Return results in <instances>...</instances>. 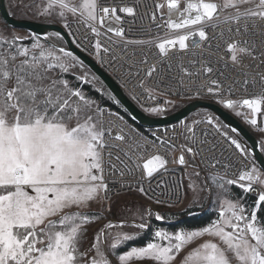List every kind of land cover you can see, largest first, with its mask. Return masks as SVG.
<instances>
[{"label": "snow or ice", "instance_id": "6c2138e0", "mask_svg": "<svg viewBox=\"0 0 264 264\" xmlns=\"http://www.w3.org/2000/svg\"><path fill=\"white\" fill-rule=\"evenodd\" d=\"M154 7L150 16L153 23L158 13L163 19L162 10L167 9L163 25L167 31L163 36L133 40L125 37L123 27L113 28L105 21L123 23L118 12L135 17V6H100L98 0H39L35 5L36 15L54 18L69 30V35H72L71 16L94 37L107 36L114 46L122 44L124 51L129 45L155 47L161 60L167 59L171 49L191 52L196 58L199 54L193 49L211 51L208 29L215 31L224 26L226 30L216 39L227 37L225 42L231 62L242 67V57L256 59L254 44L249 47L247 40L233 37L255 35V29L264 25V0H157ZM173 14L176 19H172ZM260 35L264 42V27ZM51 37L64 39L55 32L44 37L42 43L38 34L25 37L0 31V264H112V256L117 264H175L177 255L186 249L181 264H264V217L258 215L264 212V168L256 163L258 157L238 138L237 129L231 128L237 137L229 136L214 116H208L206 122L217 127L234 151L247 162L237 179L220 177L222 182L214 181L220 193L217 218L194 229L156 230L144 246H131L124 253H118L119 246L149 229L145 217L150 218L153 213L141 211L137 214L138 223L135 217L131 224L108 222L97 232L91 247L81 251L86 226L100 218L89 216L83 210L93 202L108 199L105 152L108 150L111 160L110 149L114 146L107 143L106 137L127 145L138 159L142 157L137 149L143 145L133 143L134 138L123 128L114 134L105 126L104 112L96 102L61 78L63 74L78 70L76 78L83 83L97 79L72 51L63 46H49L47 41ZM25 40L29 43L25 44ZM73 43L80 47L75 39ZM92 48L101 64L105 54L111 55V50L99 39ZM141 63L146 64L147 58ZM168 67L171 70V65ZM202 70L205 76L213 72L207 63ZM181 71L188 77L194 75L185 68ZM154 73H158L155 64L146 69L145 76L151 78ZM242 74L247 90L249 73ZM258 78L264 86V74H259ZM256 80L257 76L253 75V88ZM211 84L214 87L207 91L218 97L217 103L243 116L248 125L264 133V119L258 126L257 118H264V87L252 97L233 100L220 93L222 85L217 80H212ZM140 87H144L143 82ZM148 92L151 98L152 90ZM168 103L171 101H166L165 106ZM242 109L249 111L242 112ZM164 110L160 106L145 108L146 112L157 115ZM188 131L192 132L194 142V130L188 128ZM157 140L163 147L165 142L159 137ZM259 144L264 150V138ZM119 151L127 161L121 160L119 155L115 157L123 165L121 177L133 171L128 163L137 169L141 167L135 164L128 151ZM186 151L196 154L191 146ZM167 163L166 158L157 153L142 164V170L150 180ZM178 163H185L183 154ZM216 163H212V167ZM109 169L114 172L116 165L110 164ZM225 185H236L244 193L257 192V199L252 205H246L242 197L233 199L228 195ZM138 190L145 193L142 186ZM155 219L161 221L164 216L156 214ZM125 227L139 231L125 232ZM197 241L202 242L192 247Z\"/></svg>", "mask_w": 264, "mask_h": 264}, {"label": "built area", "instance_id": "2783aa9c", "mask_svg": "<svg viewBox=\"0 0 264 264\" xmlns=\"http://www.w3.org/2000/svg\"><path fill=\"white\" fill-rule=\"evenodd\" d=\"M156 2L157 0H98L100 6H135V17H127L124 13L118 12L123 18V23L114 20L105 21L106 25H110L113 28L123 27L125 29V37L133 40L147 39L149 37H157L158 35L163 36L167 31L166 27L163 26L167 20L166 8L162 10L163 19L160 18L159 13L157 14L155 23L150 19L151 14L155 11L154 6ZM160 2H165V0H160ZM176 18L177 16L173 14L172 19ZM69 23L72 32L70 37L72 41L75 39L80 45V47H77V44L74 43L75 46L94 59L143 111H145V108L154 106L167 108L165 106L166 101H171V103H168L169 105L203 101L223 107L217 103L218 97L210 95L207 91L209 87H214L211 84L212 80H217L222 85L219 89L222 95L233 100L252 97L259 94L262 91V87H264L258 78L259 74H264V63L261 62L264 60V42H262L260 35L261 27H264V25L255 29V35L233 37V39L241 41L247 40L249 47L253 44L255 45L254 54L256 59L248 56L242 57L243 66L241 67L234 65L230 60V54L227 52V44L225 42L227 37L216 39L221 31L226 30L224 26L217 28L215 31L211 28L208 29L209 40L212 44L211 51H205L203 48L193 49L194 52L199 54L198 58H196L192 56L191 52H178L175 49H171L167 59L161 60L158 57V49L155 47L129 45L127 51H124L122 44L114 46L107 39V36L94 37L77 20L70 21ZM158 24L161 27L157 28ZM65 30L69 31L68 29ZM107 35H111V33ZM51 39L55 42L59 41L55 37H51ZM96 39H99L105 47L111 50V55L105 54L103 56L102 64L93 54L92 45ZM189 44H191V41H189ZM113 56L115 59H113ZM145 57L147 58V63L142 64L141 61ZM205 63L213 68V72L207 76H205L202 70ZM154 64L158 69V73H154L151 78H147L145 71ZM169 65H171V70H169ZM181 68L187 69L194 75L191 77L185 76ZM137 72H139L138 76L135 75ZM243 72L249 73L247 77L249 81L247 90L243 86L245 80ZM196 73H199V75H196ZM253 75L257 76L254 88L252 86ZM141 82H143L144 87H140ZM148 90H152L151 98H149ZM229 90H231L230 96ZM100 109L104 112L103 120L105 126L110 128L114 134L118 133L120 128H123L126 134L134 138L133 143L138 142L140 145H143V147L137 149L138 155L142 157V159H138L137 155L133 154L127 145L120 144V142L115 141L112 137H106L107 143L114 146L110 149L112 152L111 160H109L107 155L108 150L105 152V182L109 187V192L107 193L108 199H105L106 201L123 192L135 191L141 193L138 188L142 186L146 194H141L152 202L150 210L156 215L158 214L156 206H175L182 202L183 187L181 171L183 169L194 170L206 178L219 181L220 177L224 179H237L240 171L246 166L247 162L234 151L225 137L221 135V132L217 131V127L208 124L206 119H198L190 126L195 132V141L193 142L191 139L192 132L187 131L188 128L185 127L186 123L178 122L162 127L150 128V132H137V130H134L132 122L125 120V116L119 114L118 111L112 109L110 106L104 105ZM228 111L230 112V110ZM234 116L239 119L236 115ZM257 118L259 126L264 118L260 116ZM240 121L244 124L242 120ZM186 132H188L187 135ZM157 137L165 142L163 147L160 145ZM189 146L195 149L197 162L194 164L191 163L192 153L186 151V148ZM119 149L128 151L135 164L141 167L137 169L134 164L128 163V167L132 168L133 171L131 174L125 172V175L121 177L120 171L123 170V165L115 157L119 155L120 159L125 161L126 158ZM209 149L214 150L210 151ZM157 153L164 156L168 163L164 169L155 173L149 180L142 170V164ZM181 154L184 155L185 159L183 165L178 163ZM217 161L219 163H216ZM212 163H216V166L212 167ZM110 164L116 165L114 172L109 169ZM225 187L234 199L239 198L238 192L231 191V186L225 185ZM254 187L258 188L259 186ZM248 194L257 198V192H249ZM157 201L160 202L158 203ZM154 230H156V226L151 231L154 232Z\"/></svg>", "mask_w": 264, "mask_h": 264}, {"label": "rangeland", "instance_id": "374dc122", "mask_svg": "<svg viewBox=\"0 0 264 264\" xmlns=\"http://www.w3.org/2000/svg\"><path fill=\"white\" fill-rule=\"evenodd\" d=\"M37 3H39V0H7V5H8V8H9L11 14L13 11V13L17 17L14 16L13 14L12 15L18 19H27V20H31L34 22L45 23V24L62 25V23L57 22V20H55L52 17H42L39 15H36L35 5ZM73 20H75V19L72 18L71 16H69V22L73 21ZM0 31H2L6 34H10V33L14 32L15 34L20 35V36H25V37L28 36L27 32L24 30H19V29H12L11 30L10 27H8V25H6V23L2 22L1 16H0ZM56 42L60 45L63 44V42L61 40L56 41ZM88 71L90 74L92 73L89 69H88ZM54 75H56V74H54ZM68 82H69L70 87L77 88V87H74L73 85H71L69 80H68ZM92 84L97 86L98 89H100L101 91H104V88L100 84V80L98 78L94 82H92ZM80 90H82V89H80ZM82 91L86 97H88L89 99L94 100L96 102V106L101 107V104L97 101V99H95L91 95H88V93L85 90H82ZM176 106H177V104H175V105L172 104L171 107H169V109H172V108L174 109ZM201 111H203V110H201ZM241 111L247 112L249 110L242 109ZM165 112L163 111L159 115H157V114H152V115L153 116H163V115H166ZM230 112L235 115V113L233 111L230 110ZM204 117L205 116L201 113L197 114L195 117H193L190 120L189 123L187 121V123H186L187 128H190V126L195 121H197L198 119H202ZM237 117L244 122L246 127H248L258 137L259 140L264 138V133H261V132L257 131L256 128H253L252 126L248 125L245 122L243 116H237ZM189 119H190V117H189ZM187 133L188 132H186V135H187ZM233 137H235V136L233 135ZM263 152H264V150H263ZM191 163L194 164L193 161H191ZM181 178H182V187H183L182 202L178 205H175V206H161V205L156 206L155 208H156V212L158 214L164 216L163 213H178L181 211H185L186 209H188L190 207L203 208L204 206L208 207L209 205H210V209L216 210L217 214H218V202H219L220 193L217 189L216 183H214V181H215L214 179L202 177V175L196 173L194 170H189V169H183L181 171ZM228 195H230L229 192H228ZM151 203L152 202L146 196H144L143 194H141L139 192H135V191L123 192L121 194L116 195L114 198H112L109 201L103 200L102 202H99V203L93 202L90 205V207L84 209L83 212L84 213L98 212L102 215V218H100V220H93L91 223H89L86 226L85 235L83 236L82 241H81V251H86L88 248L91 247V245L94 241V237L97 234V232L100 229H102L108 222L121 223V222L126 221L129 224H131L133 222L134 217H135V222H137V223L140 222L137 214L141 211L149 210L151 208ZM145 219L147 220V223L149 224V229L152 230L156 226L155 225V213H153L152 217H150V218L145 217ZM149 229H147V230H149ZM151 230H150V233L152 236V234L156 230H160V228L156 227V230H154V232ZM177 230H179V229H177ZM123 231L129 232V233H134V232H137L139 230L135 229L134 227H125L123 229ZM165 231H167V230H165ZM168 231H175V230H168ZM200 242H202V241H197L196 243H194L192 245V247H195ZM187 250L188 249H186L185 251H182L180 254L177 255L175 264H181V260H182L183 256L186 254ZM124 252H122V253H124ZM111 259H112V264H117V260H116L115 256H112Z\"/></svg>", "mask_w": 264, "mask_h": 264}, {"label": "water", "instance_id": "95a60500", "mask_svg": "<svg viewBox=\"0 0 264 264\" xmlns=\"http://www.w3.org/2000/svg\"><path fill=\"white\" fill-rule=\"evenodd\" d=\"M0 16L9 27L13 29L24 30L30 34H38L41 36L42 40H44L43 38L49 36L51 33L59 32L64 37V39L61 40L63 42L62 45L58 44L52 39H49L47 42L57 48L61 46L66 47L67 50L72 51L80 60H82L87 68L106 86L117 103L129 115L130 120L137 126L147 129L153 127H162L178 122L185 124L187 123L189 117H191L193 114L201 110H207L210 111L216 117V119L220 120L230 132L231 128L237 129L238 138L249 147L253 155L258 157L256 163L264 168V152L260 148V140L258 137L239 119H237L233 114L223 107L210 102L192 101L183 108L171 114H166L163 116H153L148 114L139 108L125 94V92L113 80V78L110 77L94 59L75 46L70 35L62 25L45 24L27 19H18L11 14L7 5V0H0ZM164 111L167 112L168 109L165 108ZM231 133L237 137V133ZM191 156L195 162H197L196 156L193 154H191Z\"/></svg>", "mask_w": 264, "mask_h": 264}, {"label": "trees", "instance_id": "16d2710c", "mask_svg": "<svg viewBox=\"0 0 264 264\" xmlns=\"http://www.w3.org/2000/svg\"><path fill=\"white\" fill-rule=\"evenodd\" d=\"M12 14L14 16H16L13 13V11H12ZM2 22H4L3 19H2ZM10 29L12 30L13 28L10 27ZM27 34H28V36L31 35L30 33H27ZM43 42H45V41L42 40V43ZM24 43L28 44L29 41L25 40ZM48 44H49V46H53L50 43H48ZM77 71L78 70H72V71H70L67 74H63V76L61 78L69 80L71 85H73L74 87H77V88H80L82 90H85L88 93V95H91L92 97L97 99V101L101 104V106H104V105L105 106H110L112 109L120 112L130 122H132L130 120V118H129V115L125 112V110L123 108H121V106L117 103L115 98L110 94L108 89L105 87V85L101 81H100V84L103 86L104 91H101L100 89H98L97 86L93 85L92 83H83L82 81L77 80V78H76ZM187 104L188 103H178L177 106L174 109L173 108L169 109V107H171V105L167 104L166 106L168 108V111L165 112V114H171L173 112H176L179 109H181L184 106H186ZM200 113L205 116L202 119H206L208 116H214L210 111L203 110V111H200V112L192 115L190 117V119L188 120V123L190 122V120L193 117H195L197 114H200ZM216 120L221 124L222 131L227 132L229 136L233 137V134L226 128V126L220 120H218V119H216ZM133 124L138 129H140L142 131H146L145 128L139 127L135 123H133ZM191 161H193L192 158H191ZM193 162L195 163V161H193ZM231 191L238 192L239 198L242 197L243 198L242 202L244 204H246V205H252L253 202L257 199L255 197L250 196L248 193H244L243 190L241 188H238V187H233L232 186L231 187ZM206 208H207L206 206H204L203 208L190 207V208L186 209L185 211H181V212H178V213H163L164 221H162V222L155 221V225H156V227H158L160 229L167 230V231L168 230H177V229H180V228H185V229L199 228V227L205 226L211 220H214L215 217H216V214H217L216 210L210 209V208H209L210 210L209 209L206 210ZM87 215H89V216H98V217L102 218V215L100 213H97V212L87 213ZM258 215L264 217V212H261ZM100 218L97 219V220H100ZM150 230L151 229H149L147 231L145 230L144 232H142L138 236V238H135V239H133L131 241H128L127 243H125L122 246H119L117 248V252L118 253H122V252L128 250L131 246H144L146 244V242H148L150 240V237H151Z\"/></svg>", "mask_w": 264, "mask_h": 264}, {"label": "bare ground", "instance_id": "6f19581e", "mask_svg": "<svg viewBox=\"0 0 264 264\" xmlns=\"http://www.w3.org/2000/svg\"><path fill=\"white\" fill-rule=\"evenodd\" d=\"M174 15H176V14H174ZM119 114H121L120 112H118ZM125 120H127V121H129L126 117H125ZM134 130H137V132H150V128H147L146 129V131H142V130H140V129H138L135 125H134ZM238 187V186H236V185H231V187ZM239 188V187H238Z\"/></svg>", "mask_w": 264, "mask_h": 264}, {"label": "crops", "instance_id": "0c3cea01", "mask_svg": "<svg viewBox=\"0 0 264 264\" xmlns=\"http://www.w3.org/2000/svg\"><path fill=\"white\" fill-rule=\"evenodd\" d=\"M100 107V106H99ZM191 158H192V156H191ZM192 160L193 161H195L193 158H192ZM202 177H204V176H202ZM206 178V177H205ZM210 186V185H209ZM210 190V189H209ZM90 213H94V212H90ZM98 213V212H97ZM85 214H87V213H85ZM155 221H157L156 219H155ZM162 221H164V219L163 220H161V221H157V222H162Z\"/></svg>", "mask_w": 264, "mask_h": 264}, {"label": "flooded vegetation", "instance_id": "af4514ba", "mask_svg": "<svg viewBox=\"0 0 264 264\" xmlns=\"http://www.w3.org/2000/svg\"><path fill=\"white\" fill-rule=\"evenodd\" d=\"M219 125L221 126V124L219 123Z\"/></svg>", "mask_w": 264, "mask_h": 264}]
</instances>
